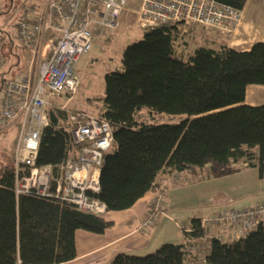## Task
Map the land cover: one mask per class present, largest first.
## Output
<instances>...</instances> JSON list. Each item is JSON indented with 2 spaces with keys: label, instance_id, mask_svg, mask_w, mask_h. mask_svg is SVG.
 <instances>
[{
  "label": "trees",
  "instance_id": "1",
  "mask_svg": "<svg viewBox=\"0 0 264 264\" xmlns=\"http://www.w3.org/2000/svg\"><path fill=\"white\" fill-rule=\"evenodd\" d=\"M219 1L240 10L247 2ZM183 32L181 23L142 31V39L125 49L122 70L105 77L96 115L112 126L114 145L102 163L97 198L109 212L131 208L167 171L193 177L207 165L209 171H220L245 160L263 177L264 105L244 101L249 85H264V43L244 52L226 43L200 46L183 59L176 49ZM68 116L65 110L49 109L38 165L56 170L72 150L77 152L79 146H70ZM13 167L12 161L0 168V264L72 261L77 230L101 234L113 226L73 205L32 196L17 199ZM185 235L204 236L202 220L193 218ZM186 249V243L165 242L144 256L120 253L110 264H185ZM205 264H264V225L239 240L210 238Z\"/></svg>",
  "mask_w": 264,
  "mask_h": 264
},
{
  "label": "built area",
  "instance_id": "2",
  "mask_svg": "<svg viewBox=\"0 0 264 264\" xmlns=\"http://www.w3.org/2000/svg\"><path fill=\"white\" fill-rule=\"evenodd\" d=\"M241 13L219 0H49L45 10L25 8L16 25V41L32 54L37 69L35 73L31 69L18 78L5 80L0 88V133L13 126L19 128L12 159L16 198L32 196L73 205L100 217L109 214L106 204L97 198L102 163L114 145L112 126L106 119L67 110L70 146H79L77 152L72 150L56 170L51 165L37 164L42 134L50 125L49 98L69 96L61 110L68 107L80 86L76 65L82 55L90 52L97 37L113 40L121 33L145 31L167 23H181L183 28L195 25L229 37L238 26ZM188 41L181 37L176 42L177 55L183 59L192 52ZM4 64L0 53V69ZM175 179L192 182L186 173L175 174ZM166 194L164 187L155 191L140 230L148 231L160 218L168 216ZM260 225H264V203L215 213L202 220L203 229L215 233L195 238L197 245L193 248L204 260L210 251V238L222 242L239 240Z\"/></svg>",
  "mask_w": 264,
  "mask_h": 264
},
{
  "label": "crops",
  "instance_id": "3",
  "mask_svg": "<svg viewBox=\"0 0 264 264\" xmlns=\"http://www.w3.org/2000/svg\"><path fill=\"white\" fill-rule=\"evenodd\" d=\"M48 1L46 4L45 0L37 1L41 6L40 10H45ZM241 12L240 22L231 36L204 30L203 33L195 35L200 46L218 48L226 43L230 48L244 52L249 51L256 43H264V0H247ZM14 31L13 43L12 37L6 39L0 30V51L7 57L0 69L2 83L34 70L37 65L36 61L32 63V54L29 51L21 48L23 55L16 54L15 45L19 47L16 41L17 26ZM98 41L102 45L101 48H104L112 40L100 36L96 38L95 43ZM200 46H193L192 52ZM244 103L253 107L264 105V85H249ZM246 164L245 160L231 162L229 165L233 168H222L220 171H209L211 167L206 166L191 177L192 182L189 184L179 183L175 175L168 171L163 173L157 179L154 189L131 208L110 212L105 219L113 222V226L103 233L77 230L76 258L62 264H110L120 253L143 256L154 252L161 244L173 241L187 244L185 264H205L206 257L201 259L202 254L193 248L197 245V240L188 239L185 235L186 230L191 228L192 219L203 220L225 210L252 208L264 203V173L261 177L258 168H250ZM161 187L167 189L165 201L168 216L160 218L157 225L150 230L142 231L140 225L151 209L155 191ZM195 199L198 203L197 212L194 209L183 212L181 207ZM171 212L175 217L171 216ZM205 233L212 235L215 230L207 229Z\"/></svg>",
  "mask_w": 264,
  "mask_h": 264
},
{
  "label": "rangeland",
  "instance_id": "4",
  "mask_svg": "<svg viewBox=\"0 0 264 264\" xmlns=\"http://www.w3.org/2000/svg\"><path fill=\"white\" fill-rule=\"evenodd\" d=\"M37 1L39 0H0V30L3 31L2 35L6 39L11 36L12 42L14 43L15 26L20 21L24 9L31 6L39 11L41 6ZM47 1L48 0H45L44 3L46 4ZM184 30V38H187L189 40L188 42L191 43L192 46H200V42L195 35L203 33L205 29L195 25H190L185 26ZM142 37V31L135 29L125 34L121 33L120 35L114 37V40L110 41V43H108V45L104 48H101L102 45L99 42L101 39H99L97 43H94L90 52L82 55L76 65L75 70L80 80V86L77 93L68 103V107L64 110H78L91 115L98 114V107L102 104L99 99L105 94L106 75L112 71L122 70V59L125 49L129 45L139 42ZM15 50L17 55H23V50L17 45H15ZM1 55L3 59L6 60V55L2 52ZM36 69L37 68L33 70V73L36 72ZM1 75L2 74L0 73V87L2 83ZM69 98V96L65 95L51 96L49 98L51 103L49 109H61V106L66 104ZM60 124L65 126L66 122L61 121ZM18 138L19 128L17 126H13L8 131L0 134V168L7 167L9 163L12 162ZM183 184L185 183L183 182ZM197 204L198 203L195 199L191 203L186 202L181 208L183 209V212L193 209L197 212ZM186 214L190 216L189 212ZM171 216L175 217L174 213L171 212ZM176 220L179 221L177 218ZM173 242L177 243L178 241Z\"/></svg>",
  "mask_w": 264,
  "mask_h": 264
}]
</instances>
